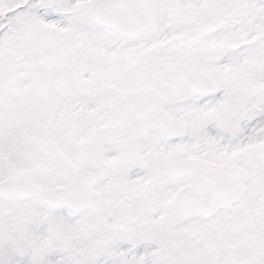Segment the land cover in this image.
<instances>
[{
    "label": "snow or ice",
    "instance_id": "6c2138e0",
    "mask_svg": "<svg viewBox=\"0 0 264 264\" xmlns=\"http://www.w3.org/2000/svg\"><path fill=\"white\" fill-rule=\"evenodd\" d=\"M0 264H264V0H0Z\"/></svg>",
    "mask_w": 264,
    "mask_h": 264
}]
</instances>
